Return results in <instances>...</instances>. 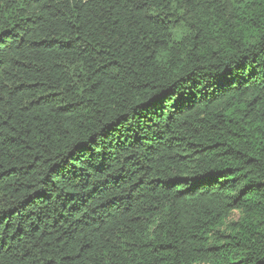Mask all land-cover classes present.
<instances>
[{"label":"trees","instance_id":"obj_1","mask_svg":"<svg viewBox=\"0 0 264 264\" xmlns=\"http://www.w3.org/2000/svg\"><path fill=\"white\" fill-rule=\"evenodd\" d=\"M0 264H264V0H0Z\"/></svg>","mask_w":264,"mask_h":264},{"label":"rangeland","instance_id":"obj_2","mask_svg":"<svg viewBox=\"0 0 264 264\" xmlns=\"http://www.w3.org/2000/svg\"><path fill=\"white\" fill-rule=\"evenodd\" d=\"M232 218H233V219H236V218H237V215H236V214H234V215L232 216Z\"/></svg>","mask_w":264,"mask_h":264}]
</instances>
